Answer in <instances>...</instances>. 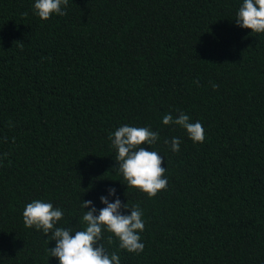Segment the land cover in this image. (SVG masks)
I'll return each mask as SVG.
<instances>
[{"label":"trees","instance_id":"trees-1","mask_svg":"<svg viewBox=\"0 0 264 264\" xmlns=\"http://www.w3.org/2000/svg\"><path fill=\"white\" fill-rule=\"evenodd\" d=\"M241 2L68 0L41 20L33 0H0V264H58L26 203L81 229L80 200L99 209L109 187L144 213L143 252L104 241L120 264H264V34L235 25ZM181 111L202 143L161 123ZM124 124L159 133L154 197L113 170L108 135Z\"/></svg>","mask_w":264,"mask_h":264},{"label":"clouds","instance_id":"clouds-1","mask_svg":"<svg viewBox=\"0 0 264 264\" xmlns=\"http://www.w3.org/2000/svg\"><path fill=\"white\" fill-rule=\"evenodd\" d=\"M67 5L68 0H33L32 10L41 20H48L52 15L64 16ZM234 21L241 29L264 34V0H242ZM161 123L179 126L193 143H202L205 139L202 123L192 122L182 111L175 117L165 114ZM108 139L115 150L113 170L121 177V184L127 189H138L149 198L166 189L167 168L161 166L165 157L152 148L160 139L158 132L147 126L124 124L110 132ZM164 143L171 152H179V137L173 136ZM106 192L107 195L99 196V203L103 205L99 209L92 200H80L81 229L58 226L64 217L63 209L43 199L25 204L21 214L23 223L26 228L42 232L49 242H55L54 247H47L46 254L49 259L56 258L58 264H120L118 252L109 253L104 241L107 239L111 244L115 238L119 249L135 254L143 252L144 213L138 203L122 202L115 187L107 188ZM105 232L111 235L105 238Z\"/></svg>","mask_w":264,"mask_h":264}]
</instances>
